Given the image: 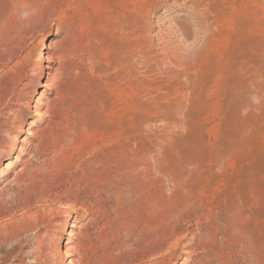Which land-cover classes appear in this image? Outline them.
Instances as JSON below:
<instances>
[{"label":"rangeland","instance_id":"obj_1","mask_svg":"<svg viewBox=\"0 0 264 264\" xmlns=\"http://www.w3.org/2000/svg\"><path fill=\"white\" fill-rule=\"evenodd\" d=\"M65 61L66 84L60 72L44 86L47 65ZM3 92L12 97L0 113V226L35 189L52 208L42 239L21 238L22 264H42L39 241L58 264V222L72 206L93 236L89 264H128L137 231L115 240V215L105 227L101 212L125 178L137 192L125 195L143 197L148 210L224 206L238 227L218 223L211 264H264V0H0ZM36 105L45 115L30 135ZM8 131L29 137L23 162L12 163L21 144L13 149ZM166 174L187 175L188 190L174 194ZM80 207L94 214L83 219ZM196 222L187 218L196 238L185 241L198 245L199 231H212ZM11 247L0 244V259Z\"/></svg>","mask_w":264,"mask_h":264},{"label":"bare ground","instance_id":"obj_2","mask_svg":"<svg viewBox=\"0 0 264 264\" xmlns=\"http://www.w3.org/2000/svg\"><path fill=\"white\" fill-rule=\"evenodd\" d=\"M54 59H55V56L48 57L49 61H52ZM47 67L49 68V70L46 72V76H43V77H45L44 78L45 81L43 83L44 86H46L48 88H52L51 82L55 80L56 75L59 74L60 72H62V74L65 75V78H64L65 81L62 80L63 83L61 85L63 86L66 84V82H67L66 78L71 73L70 68H69L70 66H69L68 62H66V61L60 62L58 64V66H56L53 63H49L47 65ZM16 73L19 74L20 72H16ZM11 92H13V98H14L15 89L13 88V91H11ZM11 92L9 94H6V92H3L0 94V113L1 112L5 113V114L8 113L7 111L3 112L1 110V107H3V105H7V103L11 100V97H12ZM40 97L41 96H39L37 99V102L39 104H41V102H40L41 100H39V99H41ZM44 115L45 114H44V112H42L41 108H39V106L36 105V108L34 110V116L37 117V120H35V121L32 120L30 122L28 128L26 129L28 134L32 135L33 128L38 127V121H41V119H43ZM14 129H15V125H13V130ZM8 132H9L8 133L9 136L13 137V143H14L13 149H16L17 146H19V143L21 144L19 147L20 153H18L14 156V160L12 163L17 164L18 162H23L22 156L25 155L26 153H28V147L30 146L29 137L24 136L22 138H18L17 136H14V135L12 136L10 134V131H8ZM8 147H10V146H8ZM5 149H6V147H5ZM10 166H11V162L6 164L7 168H10ZM24 166L19 168L20 170L17 171L16 175H18L20 172H23L25 170ZM139 169H141V168H139ZM2 172H4V171L1 170L0 175L3 174ZM126 172L125 173L122 172V174L123 173L126 174ZM166 175H167L169 182H171L175 186L174 187L175 189L173 192L174 194L178 193V190L179 191L185 190V189L188 190V188H184V185H185L186 180H187V175H185V174H183L181 176H173V175H169V174H166ZM188 175H189V173H188ZM130 176H132V174ZM130 176H129V178H130ZM136 176H137L136 178L134 177L132 179L138 180L140 178V176H143V175L139 174ZM192 176H194V173ZM123 177H125V176H123ZM148 179L149 178H147V180ZM143 180H145V179H143ZM143 180H142V182L146 181V180L145 181H143ZM188 180H189V178H188ZM188 180H187V182H188ZM155 181H156V179H155ZM189 182H191V180ZM138 183L140 184V181ZM134 184H135V182H134ZM144 184H146V183H144ZM186 184H188V183H186ZM129 185H128V178L124 179V182L121 184V186H115V184L112 185L110 187V203L109 204L103 203V205L101 203V212H105V214H106L105 216H103V218L106 217V220L104 223L105 227H110L112 225L114 226V223L112 222V220H110L112 214L115 215V222L118 223V227H116L117 231L115 230V227H114V231L107 233V234H111L112 236H114L113 238L116 240L117 236H120L119 234H121V232L127 233L128 236H125V237H128L129 239L132 238L133 236H135L136 231H137L136 233H138L139 238L136 239L135 245H134V243L132 244V246L134 245V248L132 247L130 249L129 255H131V258H128L130 260V262H128V264H177V261H178L179 257L181 256V254L186 255L184 257V261L181 264H211L212 260L215 257L213 258V256L211 255V253L209 251L211 249H215L216 250L215 255L217 257L218 253H219L217 251V249H220L219 243H218L217 238H216L217 232L219 231L217 228L218 223L220 221H222L223 223H225V225L229 229H234L235 227H238V226H236L235 218H233V216L229 213V210L227 208H225L224 206H223V208L220 207L221 209H219L218 211H214V210H210V209H209V211H205L206 209H204V211L202 210V212H199L198 208L189 210L186 207L185 208L170 207V208H166L164 210H161V209L156 210L154 208H151L148 210V208L145 207V202L143 200V197L138 198L137 200H134V199H136V196H135V198L133 197L134 198L133 199V198H131V196L127 197L128 195L127 196L125 195V193H127V194L133 193V191H131L129 189L130 188ZM176 187H179V188L177 189ZM184 192H186V190ZM44 193L45 192L42 190L39 191V190L35 189L33 191L32 195H23L22 194L23 196L21 195L22 196L21 197V199H22L21 203L19 206H17L18 212L15 213V215H13L12 219L10 220L11 224L9 225V224L4 223L5 225L3 224L0 226V244L3 242H9L12 244L10 254L9 255H3L2 258L0 259V264H12L14 261L16 264H22L24 262V258L23 257L16 258V254L19 253L21 251V248H22L21 238L25 235H28V233H31L32 231H36V236L41 237V235H40L41 228L45 226V224L47 222V218L49 217V214L51 213V210H52L51 206L40 204V203H43V200L46 199V197H47V196H45L46 193L45 194ZM134 193H137V192H134ZM190 193H191V191H190ZM174 194H173V196H174ZM139 195H141V194H139ZM185 196H183V197L185 198ZM147 197L148 196H146V199H147ZM174 197H176V196H174ZM174 197H172V198H174ZM180 198L183 199L182 197H180ZM164 200H166V199H164ZM183 200H185V199H183ZM170 201H171V197H170ZM147 202H148V200H147ZM162 202H163V199H162ZM148 203H146V204H148ZM200 204L201 203H199V205ZM160 206H162V205H160ZM200 206H202V204ZM73 207L74 206H72V208H69L68 212L65 213L64 215H62V219L58 222L59 234L57 235V239H58V243L60 244V248L58 250L59 254H58V261L57 262H58V264H89L90 255H91L90 252H91L92 247H93V244H92L93 236L89 232H83L82 229L85 226V223H83V221L80 220V218H79L80 216H78L79 211L78 210L75 211V209ZM80 209L83 211V212H81V213H83V215L81 216L83 219H85L88 216V214H94V211L93 212L89 211L86 208L80 207ZM154 213L157 214L156 217L155 216L151 217V215H154ZM95 215H96V213H95ZM190 216L195 217L197 219L196 223L199 225H201V224L203 225V223H206L207 227L212 231V232H210L211 234L210 233L209 234L201 233L199 231V233L201 234V243H199L198 245L194 244L193 241L192 242L191 241H187V242L185 241L188 239L195 240V238H196V234L191 232V227L185 223L187 218H189ZM2 217H4L3 214L0 215V218H2ZM93 217L94 218H93L92 222L97 220L98 216L97 217L93 216ZM113 217L114 216L112 215V218ZM91 220H92V218L90 219V221ZM10 222H8V223H10ZM80 223H82V224H80ZM108 225H110V226H108ZM193 229H194V227H193ZM109 231H111V230H109ZM104 232L106 233V231H104ZM107 232H108V230H107ZM43 234H45V233H43ZM100 234L101 233H99V235ZM197 234H198V232H197ZM104 235H106V234H104ZM108 236H110V235H108ZM121 237H123L122 234H121ZM42 238L43 237H41V239ZM41 239H39V240H41ZM198 239H200V238H198ZM118 240L119 239H117V241ZM108 241H110V240H108ZM124 241L127 242L128 240H124ZM102 243H103V240H102ZM119 243H120V241H119ZM36 245H37V243H36ZM42 246L43 245L39 241L38 245L36 247H34L37 251L36 252L37 255L35 254L36 260H37V262L42 263V264H49V262H50L49 259L51 258L52 254L56 250L53 248H49V251L46 253L45 252L46 249L44 250ZM112 246H111V248H112ZM128 246H130V245H128ZM109 248L110 247L105 246L104 250L106 252H108ZM201 249H203L205 251H201ZM105 251H103V252H105ZM112 251H114V250H112ZM64 252L66 254V258H64V260H63ZM121 252L122 251H120V254H121ZM128 252H129V250H128ZM109 253H111V252H109ZM201 253L203 255L206 254V256L203 258H199L198 255H200ZM212 253H214V252H212ZM126 255H127V253H126ZM253 257H254V255H253ZM120 258H121V256H120ZM117 260H119V259H117ZM144 261H146V262H144ZM108 262H110V261H108ZM113 262H115V261H113ZM116 262H118V261H116ZM121 262H122V260H121ZM111 263H109V264H111Z\"/></svg>","mask_w":264,"mask_h":264}]
</instances>
